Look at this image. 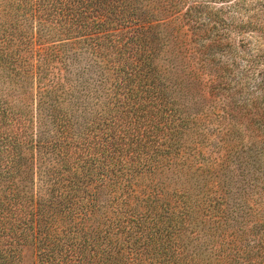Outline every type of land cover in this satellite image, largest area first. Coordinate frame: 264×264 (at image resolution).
Here are the masks:
<instances>
[{"label": "trees", "instance_id": "obj_1", "mask_svg": "<svg viewBox=\"0 0 264 264\" xmlns=\"http://www.w3.org/2000/svg\"><path fill=\"white\" fill-rule=\"evenodd\" d=\"M202 117L211 164L188 143ZM29 248L264 264V0H0V264Z\"/></svg>", "mask_w": 264, "mask_h": 264}, {"label": "rangeland", "instance_id": "obj_2", "mask_svg": "<svg viewBox=\"0 0 264 264\" xmlns=\"http://www.w3.org/2000/svg\"><path fill=\"white\" fill-rule=\"evenodd\" d=\"M252 41L254 43H260V41L257 38H253ZM81 50L78 53V58L81 61L82 64H85L87 61L90 60H99L102 63V66H97L96 68V74L94 77H104V75L107 73V68H103V59L102 57H98L96 55L88 54L85 52V47L80 48ZM96 91V92H95ZM107 90H104L103 87H99V89L94 90L91 92V94L88 96V107L87 112H84V115L82 117V120H89V118H95L99 115V118L104 113V106L102 102H105V98L107 97ZM211 117V116H210ZM202 120L199 121L200 128L199 130H195L193 132L192 136H190L189 144H192L193 146H198L202 149L204 152V157L201 158L207 159L209 162L208 164H211L213 162V158L215 156H220L223 152L218 146H213L218 144V142L221 139V127L218 122L215 121V118H206L202 117ZM212 152V157L209 156V153ZM35 262V256L32 249H26L23 254V264H34Z\"/></svg>", "mask_w": 264, "mask_h": 264}]
</instances>
